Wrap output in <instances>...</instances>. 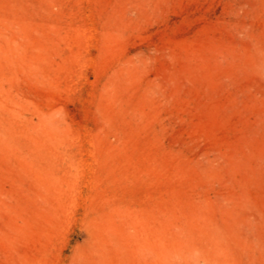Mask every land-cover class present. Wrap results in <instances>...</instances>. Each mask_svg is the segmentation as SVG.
Masks as SVG:
<instances>
[{
	"label": "rangeland",
	"instance_id": "rangeland-1",
	"mask_svg": "<svg viewBox=\"0 0 264 264\" xmlns=\"http://www.w3.org/2000/svg\"><path fill=\"white\" fill-rule=\"evenodd\" d=\"M0 264H264V0H0Z\"/></svg>",
	"mask_w": 264,
	"mask_h": 264
}]
</instances>
